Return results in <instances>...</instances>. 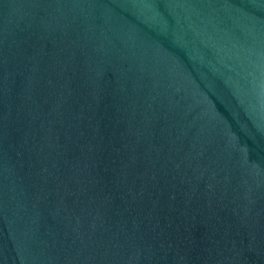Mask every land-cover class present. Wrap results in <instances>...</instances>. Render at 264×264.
Returning a JSON list of instances; mask_svg holds the SVG:
<instances>
[{
  "label": "water",
  "instance_id": "1",
  "mask_svg": "<svg viewBox=\"0 0 264 264\" xmlns=\"http://www.w3.org/2000/svg\"><path fill=\"white\" fill-rule=\"evenodd\" d=\"M0 264H264V0H0Z\"/></svg>",
  "mask_w": 264,
  "mask_h": 264
}]
</instances>
